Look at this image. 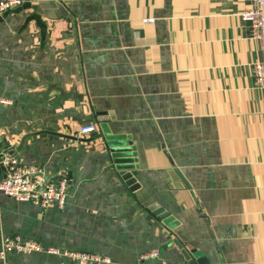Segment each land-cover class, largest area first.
<instances>
[{
    "label": "crops",
    "instance_id": "0c3cea01",
    "mask_svg": "<svg viewBox=\"0 0 264 264\" xmlns=\"http://www.w3.org/2000/svg\"><path fill=\"white\" fill-rule=\"evenodd\" d=\"M248 4L24 0L4 12L6 145L65 177L68 196L42 209L0 192V247L18 234L109 264H264V89L251 67L260 44L241 19ZM86 124L95 131L81 137ZM103 131L139 146L133 189ZM6 263L75 264L44 251Z\"/></svg>",
    "mask_w": 264,
    "mask_h": 264
},
{
    "label": "built area",
    "instance_id": "2783aa9c",
    "mask_svg": "<svg viewBox=\"0 0 264 264\" xmlns=\"http://www.w3.org/2000/svg\"><path fill=\"white\" fill-rule=\"evenodd\" d=\"M24 0H0V16L15 7L21 6ZM241 19L249 27L250 37L260 44L261 58L251 64L254 85L264 89V0H249L248 7L241 12ZM153 19L145 21L152 22ZM1 102V99H0ZM95 131L93 124L83 125L78 134L81 137ZM9 137L7 129L0 126V166L4 168V176L0 179V192L21 202H31L42 209L56 207L62 209L67 201L68 180L65 177H50L45 175V169L40 165H23L19 158L6 145ZM44 251L66 257L75 264H109L106 255L93 252L59 250L46 247L33 239L22 235L8 234L2 239L0 258L6 263L8 253ZM158 251H151L140 256L141 260L157 257Z\"/></svg>",
    "mask_w": 264,
    "mask_h": 264
},
{
    "label": "water",
    "instance_id": "95a60500",
    "mask_svg": "<svg viewBox=\"0 0 264 264\" xmlns=\"http://www.w3.org/2000/svg\"><path fill=\"white\" fill-rule=\"evenodd\" d=\"M102 136L104 150L114 170L124 183L133 189L137 181L133 171L145 168L139 146H133L131 141H124L121 137L108 134L106 131H103ZM3 176L4 168L0 166V179ZM220 262L223 264L221 260Z\"/></svg>",
    "mask_w": 264,
    "mask_h": 264
}]
</instances>
